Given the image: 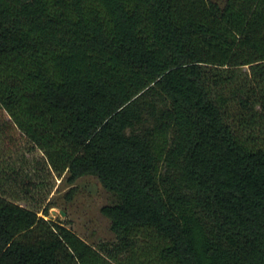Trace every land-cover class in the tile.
Segmentation results:
<instances>
[{
	"label": "trees",
	"instance_id": "1",
	"mask_svg": "<svg viewBox=\"0 0 264 264\" xmlns=\"http://www.w3.org/2000/svg\"><path fill=\"white\" fill-rule=\"evenodd\" d=\"M240 66L264 84V0H0V264H264ZM48 173L98 179L114 241L44 217Z\"/></svg>",
	"mask_w": 264,
	"mask_h": 264
},
{
	"label": "rangeland",
	"instance_id": "2",
	"mask_svg": "<svg viewBox=\"0 0 264 264\" xmlns=\"http://www.w3.org/2000/svg\"><path fill=\"white\" fill-rule=\"evenodd\" d=\"M215 1L221 3L223 0ZM218 72L221 74V78L228 75V71L223 68H219ZM231 73L234 76L228 83L229 87L240 86L245 90L254 88L256 96L264 93V84H255L257 80L252 76L248 66L231 69ZM209 77V82L212 84V95L214 96L220 90L212 83L214 77L211 75ZM229 87L222 89L225 95H227ZM255 100L251 101L248 109L241 112L239 109H235V103L229 102L228 114L233 116L235 123L239 120V115L242 116L249 124L248 129H252L257 134H264V107ZM226 120L230 121L231 119L227 118ZM40 155L38 151L25 154L30 162ZM66 176V173L60 176L55 173L45 174L44 188L34 194L39 200L38 203H41V206H48V208L54 207L63 210L65 212L64 217L60 218L56 215L51 219L69 228L87 243L96 246L100 243L114 241V234L109 229V221L100 212V207L110 203L113 200V195L102 187L94 175L79 176L71 183L67 181ZM17 202L23 206L29 205L26 200ZM38 215H42L41 212H38ZM44 217L48 218L47 216Z\"/></svg>",
	"mask_w": 264,
	"mask_h": 264
},
{
	"label": "water",
	"instance_id": "3",
	"mask_svg": "<svg viewBox=\"0 0 264 264\" xmlns=\"http://www.w3.org/2000/svg\"><path fill=\"white\" fill-rule=\"evenodd\" d=\"M56 215L61 218V217H64L65 212L61 209H56L54 207H50L47 209V217L48 218H52L53 216H56Z\"/></svg>",
	"mask_w": 264,
	"mask_h": 264
}]
</instances>
